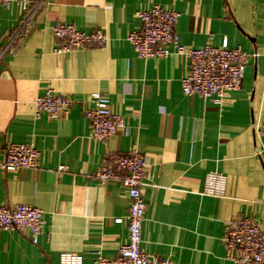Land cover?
Listing matches in <instances>:
<instances>
[{
  "label": "crops",
  "instance_id": "crops-1",
  "mask_svg": "<svg viewBox=\"0 0 264 264\" xmlns=\"http://www.w3.org/2000/svg\"><path fill=\"white\" fill-rule=\"evenodd\" d=\"M156 4L179 12L180 43L220 47L227 39L253 55L240 89L222 104L184 93L185 56L137 55L127 36L142 28L137 11ZM59 22L102 30L108 40L57 53ZM0 56V160L11 142L41 153L34 168L0 167V204L39 207L46 220L38 243L27 229L0 231V264L115 257L129 240L130 199L94 173L109 153L134 149L150 161L141 244L148 254L172 264H237L225 257V221L251 217L264 231V142L256 133L264 122V0H32L27 9L16 0L0 7ZM49 90L72 97L67 115L36 116L33 101ZM96 92L110 98L128 132L92 138L86 109ZM210 171L227 176L225 197L202 194Z\"/></svg>",
  "mask_w": 264,
  "mask_h": 264
},
{
  "label": "built area",
  "instance_id": "built-area-1",
  "mask_svg": "<svg viewBox=\"0 0 264 264\" xmlns=\"http://www.w3.org/2000/svg\"><path fill=\"white\" fill-rule=\"evenodd\" d=\"M16 0H0V7L10 8ZM27 9L32 0H20ZM142 23L140 30L131 32L127 39L141 58H167L183 55L189 68L182 79L185 94H197L203 99H211L222 104L224 97L240 89L246 73V66L252 54L240 47H230L226 39L222 46L207 44L190 47L180 43L175 32L179 12L159 4L137 11ZM53 34L63 43L56 46L57 53L72 49L86 48L94 43L104 44L108 37L102 30L86 33L70 23H56ZM172 47L173 49H170ZM257 55V54H255ZM1 57V56H0ZM92 107L86 109L91 123V136L96 141H107L119 130L129 131V124L123 115L112 110L110 98L99 92L91 95ZM36 116L46 113L50 118L67 115L74 104L69 95L55 94L49 90L33 101ZM264 142V122L256 131ZM264 153V147L259 154ZM40 150L33 143L11 142L6 146L0 167L4 170L30 169L37 166ZM150 166L146 154L134 149L130 153H109L103 158L95 177L103 184L118 183L123 186L130 199L127 214L129 240L119 248L118 254L109 258L96 253L95 264H172L169 259L150 255L142 247V229L148 207L143 192L146 171ZM60 166L59 170H64ZM227 176L219 171H210L205 177L203 195L225 197ZM122 221V218H117ZM46 223L44 211L36 206L18 203L14 206L0 204V231L29 230L33 243H38L39 235ZM223 243L225 257L237 264H264V231L251 217L231 218L224 223ZM60 264H83V257L75 253H63Z\"/></svg>",
  "mask_w": 264,
  "mask_h": 264
}]
</instances>
